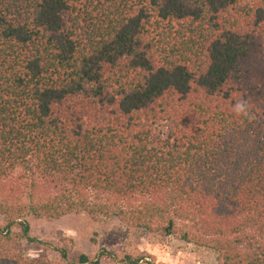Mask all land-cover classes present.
Instances as JSON below:
<instances>
[{
    "label": "trees",
    "instance_id": "16d2710c",
    "mask_svg": "<svg viewBox=\"0 0 264 264\" xmlns=\"http://www.w3.org/2000/svg\"><path fill=\"white\" fill-rule=\"evenodd\" d=\"M82 213L264 264V0H0V264L145 258L30 233Z\"/></svg>",
    "mask_w": 264,
    "mask_h": 264
},
{
    "label": "rangeland",
    "instance_id": "374dc122",
    "mask_svg": "<svg viewBox=\"0 0 264 264\" xmlns=\"http://www.w3.org/2000/svg\"><path fill=\"white\" fill-rule=\"evenodd\" d=\"M154 127L160 135H166L171 129L168 120H159ZM27 221L31 235L38 241L48 242L51 247L65 243L72 255L85 253L93 256L105 249L116 257L143 253L145 258L138 264H221L217 254L208 248L143 228L129 227L112 217L92 219L82 213L67 214L58 219L27 216ZM38 241H22L21 252L28 257L36 256L43 251ZM48 255L51 259L58 256L53 249H49Z\"/></svg>",
    "mask_w": 264,
    "mask_h": 264
},
{
    "label": "clouds",
    "instance_id": "9594fccd",
    "mask_svg": "<svg viewBox=\"0 0 264 264\" xmlns=\"http://www.w3.org/2000/svg\"><path fill=\"white\" fill-rule=\"evenodd\" d=\"M234 111L237 115H243L251 119L247 101L238 102L234 107Z\"/></svg>",
    "mask_w": 264,
    "mask_h": 264
}]
</instances>
